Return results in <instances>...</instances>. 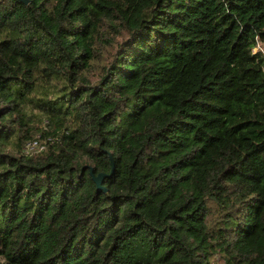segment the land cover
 Returning a JSON list of instances; mask_svg holds the SVG:
<instances>
[{
  "label": "trees",
  "instance_id": "16d2710c",
  "mask_svg": "<svg viewBox=\"0 0 264 264\" xmlns=\"http://www.w3.org/2000/svg\"><path fill=\"white\" fill-rule=\"evenodd\" d=\"M257 43L264 0H0V261L264 264Z\"/></svg>",
  "mask_w": 264,
  "mask_h": 264
},
{
  "label": "built area",
  "instance_id": "2783aa9c",
  "mask_svg": "<svg viewBox=\"0 0 264 264\" xmlns=\"http://www.w3.org/2000/svg\"><path fill=\"white\" fill-rule=\"evenodd\" d=\"M260 51L263 57V66H264V44L260 45L257 43L254 47H252V52L255 53ZM51 137L41 138L37 136L35 138L29 139L24 143L22 155L24 156H33L38 153L45 151L47 147V143L51 142Z\"/></svg>",
  "mask_w": 264,
  "mask_h": 264
},
{
  "label": "water",
  "instance_id": "95a60500",
  "mask_svg": "<svg viewBox=\"0 0 264 264\" xmlns=\"http://www.w3.org/2000/svg\"><path fill=\"white\" fill-rule=\"evenodd\" d=\"M20 1L27 3V0H20ZM110 161H111V170L109 173L100 172V173L94 174L92 171V168L90 169L91 178L96 185V189L98 190L106 191V187L103 186V180L105 177L110 176L114 170V162L112 158H110Z\"/></svg>",
  "mask_w": 264,
  "mask_h": 264
},
{
  "label": "rangeland",
  "instance_id": "374dc122",
  "mask_svg": "<svg viewBox=\"0 0 264 264\" xmlns=\"http://www.w3.org/2000/svg\"><path fill=\"white\" fill-rule=\"evenodd\" d=\"M104 57H105V55L103 56V58H104ZM98 63H100V62H98ZM34 123L40 128V127L43 126L44 123H46V121H43V122H42V119L40 120L39 118H34ZM39 135H40L39 131H36V132L33 134L32 138H35V137H37V136H39ZM32 138H30V139H32ZM28 140H29V139H28ZM26 141H27V140H26ZM26 141H24V143H25ZM24 143H23V145H22V149H21V153H20V154H22L23 147H24ZM0 264H3V261H2V260L0 261ZM211 264H221L220 259H219L218 257H215V259H212V260H211Z\"/></svg>",
  "mask_w": 264,
  "mask_h": 264
}]
</instances>
